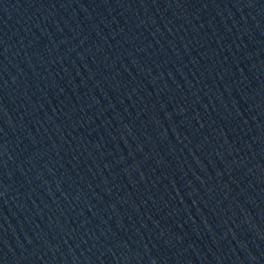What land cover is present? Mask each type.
<instances>
[{"label": "water", "instance_id": "1", "mask_svg": "<svg viewBox=\"0 0 264 264\" xmlns=\"http://www.w3.org/2000/svg\"><path fill=\"white\" fill-rule=\"evenodd\" d=\"M0 264H264V0H0Z\"/></svg>", "mask_w": 264, "mask_h": 264}]
</instances>
